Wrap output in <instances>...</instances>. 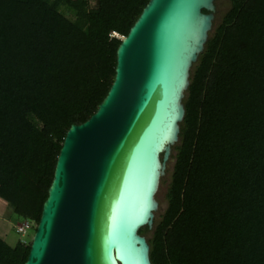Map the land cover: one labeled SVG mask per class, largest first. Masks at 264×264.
<instances>
[{
    "label": "trees",
    "instance_id": "obj_1",
    "mask_svg": "<svg viewBox=\"0 0 264 264\" xmlns=\"http://www.w3.org/2000/svg\"><path fill=\"white\" fill-rule=\"evenodd\" d=\"M90 1L0 0V198L34 231L65 133L105 96L148 0ZM183 104L151 263L264 264V0H229ZM29 246L0 237V264Z\"/></svg>",
    "mask_w": 264,
    "mask_h": 264
},
{
    "label": "water",
    "instance_id": "obj_2",
    "mask_svg": "<svg viewBox=\"0 0 264 264\" xmlns=\"http://www.w3.org/2000/svg\"><path fill=\"white\" fill-rule=\"evenodd\" d=\"M214 11V0L147 1L120 38L105 96L65 133L23 264H152L139 230L153 226Z\"/></svg>",
    "mask_w": 264,
    "mask_h": 264
},
{
    "label": "rangeland",
    "instance_id": "obj_3",
    "mask_svg": "<svg viewBox=\"0 0 264 264\" xmlns=\"http://www.w3.org/2000/svg\"><path fill=\"white\" fill-rule=\"evenodd\" d=\"M90 2L91 4H93L92 0ZM214 5H215L214 19H213L212 27L209 33L213 30L215 23L221 18V15L227 10L229 6V0H214ZM195 63H197V60L196 62L193 63V65ZM173 154H174V151L172 149L171 154L166 161L164 175L160 177L158 189H157V192L155 193V198L158 201V207L154 211L153 225L157 220H159L160 218L159 216L163 213L166 207V204H167V201L165 198V192L168 188V184L170 181V174L172 172V166L174 162V158L172 157ZM25 220L27 219H24L23 217L18 216L14 212L13 208L9 206L3 199L0 198V237L7 244L13 246L17 241L23 240V239L26 240L27 242L31 241L34 230H30V231L27 230V232L28 231L29 232L24 236L20 235L16 231L17 227L21 226V224ZM152 228L151 229L147 228V230H144V233L142 234L145 235L146 238H149L151 236Z\"/></svg>",
    "mask_w": 264,
    "mask_h": 264
},
{
    "label": "built area",
    "instance_id": "obj_4",
    "mask_svg": "<svg viewBox=\"0 0 264 264\" xmlns=\"http://www.w3.org/2000/svg\"><path fill=\"white\" fill-rule=\"evenodd\" d=\"M31 227H32L31 223L28 222L27 220H25V221L21 224V226H18V227H17L16 231H17L20 235L24 236V235H26V234L29 232V231L27 232V230H31Z\"/></svg>",
    "mask_w": 264,
    "mask_h": 264
},
{
    "label": "clouds",
    "instance_id": "obj_5",
    "mask_svg": "<svg viewBox=\"0 0 264 264\" xmlns=\"http://www.w3.org/2000/svg\"><path fill=\"white\" fill-rule=\"evenodd\" d=\"M116 36H118L117 34H116ZM120 38L122 37V36H119Z\"/></svg>",
    "mask_w": 264,
    "mask_h": 264
}]
</instances>
